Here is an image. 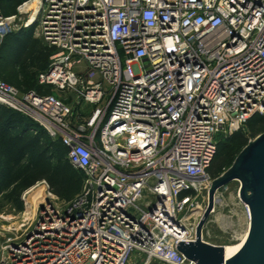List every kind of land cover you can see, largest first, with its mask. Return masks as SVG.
<instances>
[{"label":"built area","instance_id":"1","mask_svg":"<svg viewBox=\"0 0 264 264\" xmlns=\"http://www.w3.org/2000/svg\"><path fill=\"white\" fill-rule=\"evenodd\" d=\"M37 17L52 91L0 80V104L61 139L85 183L2 226L0 264H197L178 244L196 238L217 137L264 115V0H40ZM13 18L0 6V47Z\"/></svg>","mask_w":264,"mask_h":264},{"label":"rangeland","instance_id":"2","mask_svg":"<svg viewBox=\"0 0 264 264\" xmlns=\"http://www.w3.org/2000/svg\"><path fill=\"white\" fill-rule=\"evenodd\" d=\"M30 1L31 0H0V6L4 17L14 16L9 22L8 27L15 36L23 37L30 31L31 27L33 28L32 33H29L31 40L30 48L20 61H9L10 54L8 46L12 44L9 37L6 38L4 45L0 47V80L14 86L21 92L36 87L40 65L48 64L51 56L56 51V49L42 36L39 17H37L31 25L27 26L25 24L24 20L28 16V13L23 11L22 7L26 2ZM54 94L59 96L60 92L54 90ZM94 108L95 105L92 104H83L82 106V109L88 113L92 112ZM79 113L80 110L77 109L76 114ZM234 133H222L217 137L220 150L209 170L212 181L232 166L236 158L249 142L264 133V122L258 126L249 122L244 127V140H234ZM43 181L44 180L39 181L27 189L29 190L27 203L23 201L24 209L22 211H17L10 205H7L0 212V215L19 216L20 213L27 210L29 204L36 207L43 199L44 195H48L49 191L58 198L59 202H65L64 199H61L51 190L46 180L47 184ZM240 188V181L235 180L217 191L216 198L218 201H216L214 211L209 215L204 228V239L207 242L225 246L237 243L241 240L243 233L248 228L250 217L248 205L240 197ZM208 191L207 188L199 190L198 206L195 210H198V208L204 209L205 205L208 204L205 200V195H208ZM9 224L16 225L15 222H9L4 218H0V228L2 226L11 228L8 226ZM133 264L167 263L160 260H153L148 263L145 257L141 260L139 256L134 257Z\"/></svg>","mask_w":264,"mask_h":264},{"label":"trees","instance_id":"3","mask_svg":"<svg viewBox=\"0 0 264 264\" xmlns=\"http://www.w3.org/2000/svg\"><path fill=\"white\" fill-rule=\"evenodd\" d=\"M32 30L31 27L23 37L15 36L13 32L5 37L1 46L7 37L12 41L8 46L9 61H20L29 50ZM49 63L41 64L39 73L46 70ZM29 90L52 91L51 87L41 85L38 77L36 87ZM77 109L79 107L75 111ZM249 122L258 126L264 122V115L250 118L234 133V140H244V127ZM219 150L220 145L213 162ZM67 154L68 147L61 139L52 138L38 123L12 107L0 104V212L7 205L22 211L23 193L42 180H46L51 190L66 202L78 196L84 187L85 173L70 162Z\"/></svg>","mask_w":264,"mask_h":264},{"label":"water","instance_id":"4","mask_svg":"<svg viewBox=\"0 0 264 264\" xmlns=\"http://www.w3.org/2000/svg\"><path fill=\"white\" fill-rule=\"evenodd\" d=\"M235 180L241 183L240 197L249 207L250 225L242 247L227 258L224 245L204 239V228L214 211L217 191ZM178 249L197 264H264V133L249 142L232 166L212 181L196 238L181 241Z\"/></svg>","mask_w":264,"mask_h":264},{"label":"bare ground","instance_id":"5","mask_svg":"<svg viewBox=\"0 0 264 264\" xmlns=\"http://www.w3.org/2000/svg\"><path fill=\"white\" fill-rule=\"evenodd\" d=\"M39 3H40V0H31L30 2H26L23 5V7H22L23 11L28 13V16L24 20L25 24L27 26L31 25L36 20L37 15H38V11H39ZM205 200H206V202H208V195H205ZM26 201H27V199H26ZM216 201H218L217 198H216ZM39 204H40V202L38 203V205ZM38 205H36V207H35L34 205L29 204V207L27 208V210L25 212L20 213L19 216L15 217V216H1L0 215V218H4L9 222H15V224L18 227H21V226L29 223L30 221H32L35 218ZM206 207H207V205H205L204 209L198 208V210L192 211L187 217L188 223L192 224V225H196L200 221V219L202 218ZM249 225H250V222H249ZM249 225H248V228L246 229V231L243 233L241 240L239 242L234 243V244L225 245V253H226L227 258L234 255L242 247V245L245 242L247 235H248ZM8 226L12 227L11 224H9Z\"/></svg>","mask_w":264,"mask_h":264}]
</instances>
